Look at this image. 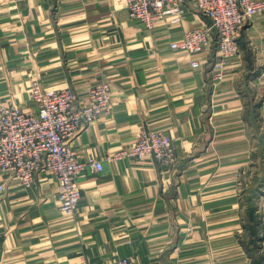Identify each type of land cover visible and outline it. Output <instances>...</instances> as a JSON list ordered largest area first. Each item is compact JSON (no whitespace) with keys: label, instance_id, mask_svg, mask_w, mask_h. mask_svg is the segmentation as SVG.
Segmentation results:
<instances>
[{"label":"crops","instance_id":"obj_1","mask_svg":"<svg viewBox=\"0 0 264 264\" xmlns=\"http://www.w3.org/2000/svg\"><path fill=\"white\" fill-rule=\"evenodd\" d=\"M127 1L0 0V106L29 110L35 81L81 99L101 82L112 91L110 113L71 144L104 167L78 179L75 216L52 176L25 188L0 172V264H264V13L217 81L215 50L170 49L206 21L191 0L152 29L130 20ZM143 130L174 139L171 171L107 161Z\"/></svg>","mask_w":264,"mask_h":264},{"label":"built area","instance_id":"obj_2","mask_svg":"<svg viewBox=\"0 0 264 264\" xmlns=\"http://www.w3.org/2000/svg\"><path fill=\"white\" fill-rule=\"evenodd\" d=\"M206 21L179 40L170 43L174 52L199 56L215 50L213 77L221 81L226 62L240 54L239 34L245 25L264 13V0H191ZM185 0H128L130 20L152 29L159 20L180 19ZM192 68L200 67L193 62ZM31 108L24 110L8 103L0 106V172L10 174L25 188L36 184L41 174L58 183L60 210L75 216L82 199L77 181L88 168L100 173V160L82 162L72 148V141L89 125L110 113L112 91L108 82L94 85L85 99L72 88L45 89L39 81L29 92ZM129 160L138 164L151 162L162 171H171L177 162L174 139L162 130H143L137 142L107 157L109 162ZM6 189L0 186V193ZM82 264H90L88 261ZM113 264H134L121 258Z\"/></svg>","mask_w":264,"mask_h":264},{"label":"rangeland","instance_id":"obj_3","mask_svg":"<svg viewBox=\"0 0 264 264\" xmlns=\"http://www.w3.org/2000/svg\"><path fill=\"white\" fill-rule=\"evenodd\" d=\"M263 193H264V192H263ZM263 193H262V194H263Z\"/></svg>","mask_w":264,"mask_h":264}]
</instances>
